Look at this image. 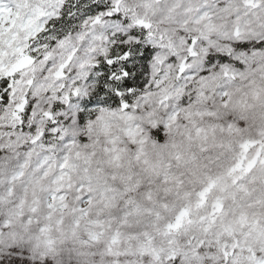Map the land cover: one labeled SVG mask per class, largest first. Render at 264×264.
Wrapping results in <instances>:
<instances>
[{
    "label": "snow or ice",
    "instance_id": "6c2138e0",
    "mask_svg": "<svg viewBox=\"0 0 264 264\" xmlns=\"http://www.w3.org/2000/svg\"><path fill=\"white\" fill-rule=\"evenodd\" d=\"M0 264H264V0H0Z\"/></svg>",
    "mask_w": 264,
    "mask_h": 264
}]
</instances>
